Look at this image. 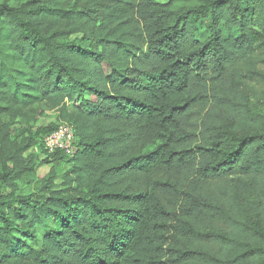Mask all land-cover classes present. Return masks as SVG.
Listing matches in <instances>:
<instances>
[{"label": "trees", "instance_id": "trees-1", "mask_svg": "<svg viewBox=\"0 0 264 264\" xmlns=\"http://www.w3.org/2000/svg\"><path fill=\"white\" fill-rule=\"evenodd\" d=\"M260 49L264 0L0 3V264H264ZM38 104L76 140L23 194Z\"/></svg>", "mask_w": 264, "mask_h": 264}, {"label": "rangeland", "instance_id": "rangeland-1", "mask_svg": "<svg viewBox=\"0 0 264 264\" xmlns=\"http://www.w3.org/2000/svg\"><path fill=\"white\" fill-rule=\"evenodd\" d=\"M30 0H0V3H7L11 6L17 7L27 3ZM169 0H160L162 3H166ZM181 4H185L182 2ZM81 36L71 37V40L76 38H80ZM257 60H256V74L264 73V49H260L256 52ZM257 76V75H256ZM246 83H249L253 89L251 102L253 104V108L260 113L264 114V86L262 85L263 80L258 79L253 75L247 76L245 80ZM75 106H79V102H73ZM70 106H74L69 104ZM198 115H196V119H198ZM2 123L5 125L6 129L9 131L11 138L14 140L21 141L26 137L28 133L37 134L38 145L37 148L32 149L27 153V156H36L35 159V175L26 176L21 182L18 184V191L23 194L37 192L44 180L49 177V173L52 168H56V172L59 174H63L70 170L71 165L66 162L57 164V163H45L41 160L44 158L46 153L44 139L45 135L42 130L44 129H56L58 126L64 122L60 118V113L58 110H53L48 107L46 104H38L33 107H28L25 109H15L11 113L5 115L2 120ZM69 124V123H68ZM53 130V131H54ZM45 136V137H44ZM75 145V143H74ZM49 156V155H48ZM51 159H49L50 161ZM58 166V167H56ZM4 165L0 162V174L3 172ZM165 176V174H161V177ZM60 180H58V184H60Z\"/></svg>", "mask_w": 264, "mask_h": 264}, {"label": "built area", "instance_id": "built-area-1", "mask_svg": "<svg viewBox=\"0 0 264 264\" xmlns=\"http://www.w3.org/2000/svg\"><path fill=\"white\" fill-rule=\"evenodd\" d=\"M75 130L72 125L62 123L54 131L46 135L44 145L48 155L62 152L72 154L75 143Z\"/></svg>", "mask_w": 264, "mask_h": 264}]
</instances>
